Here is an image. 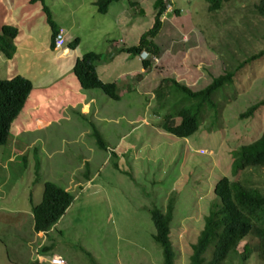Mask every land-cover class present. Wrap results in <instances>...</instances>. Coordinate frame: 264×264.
Returning a JSON list of instances; mask_svg holds the SVG:
<instances>
[{"label":"rangeland","instance_id":"1","mask_svg":"<svg viewBox=\"0 0 264 264\" xmlns=\"http://www.w3.org/2000/svg\"><path fill=\"white\" fill-rule=\"evenodd\" d=\"M44 1L67 41L80 38L68 57L66 49L63 55L49 49L52 30L40 1L0 0V26L21 29L15 39V63L6 57V63L0 60V78L20 75L33 83L9 144L21 135L15 126L30 121L23 142L38 150L27 156L24 144L17 143V150L14 145L0 147V264H27L37 257L36 248L45 235L33 229L32 208L41 202L49 180L75 195L57 224L62 233L54 231L52 242L58 245L55 253L70 252L71 264H162L161 248L148 237L154 230L149 209L156 204L165 211L170 199L176 206L170 235L174 264H190V244L209 213L216 182L223 176L233 179V151L264 131V103L249 118L240 117L264 99V57L237 74L240 96L226 100V108L217 115L218 129L209 124L208 112L202 128L190 138L161 128L164 114L171 113L167 102L178 104L180 98L158 102L154 89L163 78L200 89L210 80L205 69L216 76L224 69L219 49L227 45L236 49L234 44L250 52L262 48L264 17L255 8L259 0H235L214 19L203 0H170L155 38L151 35L155 0H117L103 13L94 0ZM143 35L161 47L159 61L149 69L144 71L140 58L131 53L111 58L116 48L137 45ZM89 51L102 54L105 62H98L97 68L102 81L124 85L120 100L101 89L80 86L72 68L76 58ZM40 99L45 103L35 108ZM83 99L89 101V114L81 113L88 111L81 107ZM38 117L49 123L40 127ZM94 128L107 150L98 147ZM87 168L91 180L84 178ZM259 170L264 174L263 167ZM249 172L258 187H264V175Z\"/></svg>","mask_w":264,"mask_h":264},{"label":"trees","instance_id":"2","mask_svg":"<svg viewBox=\"0 0 264 264\" xmlns=\"http://www.w3.org/2000/svg\"><path fill=\"white\" fill-rule=\"evenodd\" d=\"M38 1L41 2L47 21L51 25L50 48L55 49V36L61 28L53 21L51 9L44 0H31V3ZM113 1L117 0H95L94 4L97 10L103 13L108 11V5ZM203 1L206 4V13L214 19L217 13L235 0ZM132 3L135 4L137 1ZM154 7L156 15L151 35L155 38L162 31L164 24L162 17L167 11L168 2L167 0H155ZM255 8L264 17V0H259ZM140 11L141 9L139 13ZM174 12L179 14V8H175ZM20 31L21 29L13 24L0 26V52L8 59L14 57L17 50L15 39ZM246 38L248 36L244 35V39ZM67 42L66 39L62 45V51L69 49L71 52L80 43V38L77 37L74 41ZM234 46L236 49L227 45L222 51L218 50L224 69L217 76L205 69L210 80L200 89H192L175 78L161 81L155 89L158 102L162 101L163 97L180 98L178 104L168 105L167 102L166 106L171 109V113L164 114L161 128L179 137H190L200 128L204 114L209 112L212 116L208 121L209 124L218 129L215 124L218 121L217 115L222 112L223 108H226V100L231 97L235 100L234 97L240 96L235 84L237 74L244 72L246 65L264 57V46L255 47L254 52L246 48L241 49L240 44H234ZM160 48L155 41H147L143 36L138 45L121 48L119 52L135 55L147 49L152 55L158 56ZM98 62H105L102 61V54L89 51L82 57L76 58L72 69L73 74L83 89H101L112 99L120 100V85L116 82L107 83L100 79L97 71ZM148 62L145 61V65L148 66ZM32 90V81L20 75L12 79L0 78V147H5L4 145L10 142L11 135L14 136L11 132L12 123L22 117L21 112L26 107ZM182 100H185L187 104L181 105ZM263 103L264 99L254 103L240 117L249 118ZM23 118L26 119V117ZM92 135L96 138L98 147L107 150V143L96 128ZM25 146L28 147V144ZM32 151L37 154L38 150L33 148ZM262 167L264 168V131L255 141L241 145L233 151V179L223 176L216 182L209 213L204 218L203 227L195 242L190 244V264H252L254 260L264 264V187H258L249 172L253 169L259 175H264L260 174L259 169ZM36 173V178L39 179V171ZM89 173V168H87L84 176H88ZM242 173L247 174L245 178L238 177ZM74 199L75 195L67 188L50 180L45 182L42 200L32 208L33 229L36 233L45 235L43 244L38 248L39 254L48 256L57 252L58 245L55 242L52 243L55 238L53 233L58 230V222ZM175 207L174 199H170L165 211L156 204L149 209L154 230L148 237L161 248L162 264H174L175 251L170 235ZM57 233L61 234L62 230L59 229ZM243 242V248L240 249ZM69 255L70 252L61 255L67 264L74 262L68 258ZM27 264L49 263L39 262L37 258H34Z\"/></svg>","mask_w":264,"mask_h":264},{"label":"clouds","instance_id":"3","mask_svg":"<svg viewBox=\"0 0 264 264\" xmlns=\"http://www.w3.org/2000/svg\"><path fill=\"white\" fill-rule=\"evenodd\" d=\"M95 1V0H94ZM94 1H93V3H94ZM167 2H168V7H169V0H167ZM154 3H155V1H154ZM154 3H153V6H154ZM110 5H111V3H109V5H108V10H109V7H110ZM140 6V5H139ZM153 9H155V14H154V17H153V21H154V19H155V15H156V8L154 7ZM167 11H168V8H167ZM167 11H166V13L163 15V17H162V20H163V18H164V16L167 14ZM144 10L143 9H141V11H140V13H142V14H144ZM141 14V15H142ZM61 28V27H60ZM63 31H64V34H65V41H66V39H67V36H66V33H65V30L63 29V28H61ZM60 29V30H61ZM59 30V31H60ZM147 31V30H146ZM145 31V32H146ZM59 33V32H58ZM57 33V34H58ZM144 33V32H143ZM142 33V34H143ZM141 34V35H142ZM57 36V35H56ZM56 36H55V39H56ZM144 36V35H143ZM142 37H140V39H141ZM140 39L138 40V43H137V45L139 44V42H140ZM155 41V40H154ZM115 46V43L113 44V47ZM135 46V45H134ZM124 47H127V46H122L121 48H124ZM55 49H52V50H55L56 52H58V53H60V54H62V47H60V48H57V46H56V42H55V47H54ZM120 47H118V48H116L117 50H116V52H115V54L111 57V58H113V57H116L117 55H119L120 57H121V55L123 54V53H127V52H119V50L121 49ZM127 48H129V47H127ZM65 50V49H64ZM63 50V51H64ZM17 52V51H16ZM16 52H15V54H16ZM0 54L2 55V57L4 58L5 56L0 52ZM15 54H14V56H15ZM134 56H138L139 58H140V60L142 61V63H143V66H144V71L146 70V69H149L151 66H152V64L154 63V61H156V62H158L159 60H158V56L156 55V56H154V55H152V53L149 51V50H147V49H144V50H142V51H140L139 53H137V54H135ZM110 58V59H111ZM8 59V58H7ZM11 59H13V58H11ZM148 60H149V62H148ZM2 61H4V60H2ZM8 61H10L9 59H8ZM145 61H147L148 62V66L147 65H145ZM3 63V62H2ZM4 63H6L5 61H4ZM98 68V67H97ZM73 69V68H72ZM143 73V72H142ZM98 75H99V73H98ZM100 77V76H99ZM101 79V78H100ZM164 79H167V78H163V79H161L160 80V82L162 81V80H164ZM176 79V78H175ZM102 80V79H101ZM178 80V79H177ZM179 81V80H178ZM160 82H159V85H160ZM181 82V81H180ZM116 83H118V82H116ZM182 83V82H181ZM119 85H120V83H118ZM186 84V83H185ZM128 85V84H127ZM126 85V86H127ZM158 85V86H159ZM121 86L124 88V85L123 84H121L120 85V89H121ZM156 89V88H155ZM154 89V90H155ZM155 96H156V93H155ZM165 97H163L162 99H164ZM81 113H83V114H89V111L88 112H83V111H81ZM176 120H177V122H179V119H177L176 118ZM25 123H27V121H24ZM14 123V122H13ZM13 123H12V127H13ZM161 126H162V124H161ZM12 127H11V132H12ZM209 127H211L210 125H209ZM25 128H26V126H25ZM200 128H202V126L200 125ZM17 131H20L21 132V135L20 136H17V137H15V139H14V141H13V143L12 144H9V142H8V145L9 146H13L14 145V147H15V145L17 144V143H21V144H24V145H26L27 144V141H25V142H23V139H24V137H23V134H25L26 133V129H24V128H22V127H19V128H17ZM172 134V133H171ZM174 135V134H173ZM177 136V135H176ZM193 136V135H192ZM177 137H179V136H177ZM191 137V136H190ZM190 137H179V138H190ZM30 146H31V144L28 146V147H24L25 148V152H26V155L28 156V154L30 153ZM15 149L17 150V148L15 147ZM32 151V150H31ZM198 152H200V153H202L203 152V150L202 149H200ZM21 153H23V151H21ZM19 155V154H18ZM18 155H15V153H14V158L15 157H18ZM24 156V155H23ZM22 156V158H23V162L25 161V159L27 158V157H23ZM19 160H20V157H19ZM89 177V180H91L93 177H92V174L91 173H89V175L88 176H84V178H88ZM1 183V182H0ZM66 188H68L67 190H69V187H66ZM69 191H71V190H69ZM73 193V192H72ZM33 211V210H32ZM33 213V212H32ZM43 235H44V233H43ZM42 237V236H41ZM43 244V242L42 243H40L39 245H38V247L36 248V252H37V259L39 260V262H47V263H49V264H57L56 262H53V256L54 255H59V256H61L59 253H54V254H51V255H48V256H43V255H41V254H39L38 253V248L41 246ZM62 257V256H61ZM63 258V257H62Z\"/></svg>","mask_w":264,"mask_h":264},{"label":"crops","instance_id":"4","mask_svg":"<svg viewBox=\"0 0 264 264\" xmlns=\"http://www.w3.org/2000/svg\"><path fill=\"white\" fill-rule=\"evenodd\" d=\"M49 49H51L50 48V46H49ZM67 51H66V56L65 57H68L69 55H71V52H70V50L69 49H66ZM64 51H62V55L64 54L63 53ZM0 60H4V58L2 57V55L0 54ZM10 61H14L13 63H15V56L13 57V59H9ZM5 61V60H4ZM4 61H3V63H4ZM15 74H17V73H14L13 74V76L15 75ZM87 99L88 100H91V99H89L88 97H87ZM94 99V98H93ZM92 99V100H93ZM88 100H84L83 99V102H82V105H81V107L85 110L86 108H88V111L90 110V104H89V101ZM43 103H45V100H41L40 99V102L35 106V108H39L40 107V105H42ZM86 111V110H85ZM87 111V112H88ZM86 113V112H85ZM40 121H42V123L41 124H39V122ZM37 123H38V125L40 126V127H43V124H44V126L45 125H47L48 123H49V121H47V120H42V118H37ZM25 124H30V121H28L27 123H25L24 121L23 122H19L15 127H16V129L17 128H19V127H22V128H24L25 129ZM32 145V144H31ZM68 189V188H67ZM40 234H43V233H40Z\"/></svg>","mask_w":264,"mask_h":264},{"label":"built area","instance_id":"5","mask_svg":"<svg viewBox=\"0 0 264 264\" xmlns=\"http://www.w3.org/2000/svg\"><path fill=\"white\" fill-rule=\"evenodd\" d=\"M55 42H56L57 48L62 47L63 43H65V34H64V31L62 29L57 34ZM53 262H56L57 264H64L65 260L61 256L54 255L53 256Z\"/></svg>","mask_w":264,"mask_h":264}]
</instances>
